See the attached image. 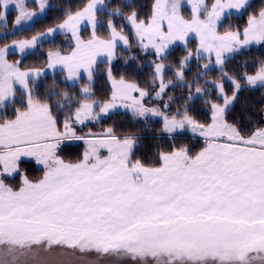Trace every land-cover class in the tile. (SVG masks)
<instances>
[{"label":"rangeland","instance_id":"obj_1","mask_svg":"<svg viewBox=\"0 0 264 264\" xmlns=\"http://www.w3.org/2000/svg\"><path fill=\"white\" fill-rule=\"evenodd\" d=\"M249 1L154 0L147 21L127 15L124 21L142 54L154 58L156 90L144 98L145 91L107 70L111 99L85 102L73 113L72 122L83 124L118 112L140 123L159 121L163 135L188 133L202 140L205 146L195 156L184 150L163 154L158 168L139 173L143 167L137 163L132 168L122 163L136 144L124 137L115 148L120 157L109 155L118 173H100L93 166L95 150L88 142L80 166L63 170L60 143L44 140L68 126L77 132L72 124L58 132L47 109L28 99L24 112L0 125V264H264V123L248 137L239 135L223 117L233 97L213 106L206 126L168 117V83L162 81L167 69L162 58L189 41L195 43V55L208 60L205 69L220 68L235 52L261 44L264 8L244 29L218 32L224 19L241 14ZM102 2L88 0L55 27L0 49V109L16 99L14 88L26 92L27 81L42 75L62 72L70 85L81 78L91 83L98 63L111 65L117 49H129L127 37L111 25L107 37L96 35ZM48 7V0H0V22L6 26L7 15L14 13L8 31L27 29ZM57 35L71 49L51 51L43 68L20 71L5 59L29 54ZM247 79L249 87L264 84V66ZM218 94L223 96L221 90ZM24 160L35 162L43 175L16 187L7 178Z\"/></svg>","mask_w":264,"mask_h":264},{"label":"trees","instance_id":"obj_2","mask_svg":"<svg viewBox=\"0 0 264 264\" xmlns=\"http://www.w3.org/2000/svg\"><path fill=\"white\" fill-rule=\"evenodd\" d=\"M88 0H48L46 13L37 19L29 28L9 32L10 20L14 13L7 15V25L0 22V49L4 46L31 38L55 27L71 14L82 9ZM154 0H103V8L98 9L96 35L107 37V26L120 30L128 39L129 49H117L116 62L108 65L98 63L92 72V81L81 78L77 84L66 82L62 72L39 76L27 81V90L14 88L16 99L0 109V125L10 122L27 109L28 99L36 105L45 107L58 131L72 124L78 129L75 134L83 137L115 136L118 138L132 137L136 144L131 150L130 160L146 169H155L161 165V156L177 150H184L189 156H195L203 150L202 140L190 137L188 133L166 136L161 133V123H140L128 113H115L98 122L75 125L73 113L85 102L102 104L112 96V89L106 80V71L116 79L127 81L149 96L156 90V77L153 73L154 58L142 54L124 19L135 14L137 20L147 21L151 15ZM264 8V0H250L239 15H229L218 28V32L239 31L247 26L252 16ZM1 16V8H0ZM64 36L57 35L52 40L40 43L36 49L24 56L10 54L6 59L20 71L43 68L51 51L67 53L71 45L64 42ZM195 43L189 41L184 46L172 48L162 63L166 66L162 81L167 82L168 117L173 119L189 118L198 126H206L211 121L213 106L221 105L223 98L233 97L232 105L223 117L242 137L255 133L264 123V84L249 87L247 78L257 74L264 66V41L257 45L244 48L226 58L220 68L205 69L208 60L195 55ZM190 56L188 61L183 59ZM232 80H226L225 78ZM220 84L219 89L212 83ZM239 87V89H236ZM88 89L84 94L83 89ZM221 90L222 95L218 94ZM99 107V105H97ZM96 107V108H97ZM98 109V108H97ZM85 153L83 142H63L57 149V158L62 163L77 164L82 161ZM43 169L33 161H21L18 173L8 181L21 185L23 180L39 181Z\"/></svg>","mask_w":264,"mask_h":264},{"label":"crops","instance_id":"obj_3","mask_svg":"<svg viewBox=\"0 0 264 264\" xmlns=\"http://www.w3.org/2000/svg\"><path fill=\"white\" fill-rule=\"evenodd\" d=\"M5 59H6V57H5ZM256 86H258V85H256ZM251 87H255V86H251ZM133 92L135 94H138V92H141V91H138V89H133ZM140 94L144 98L147 96V94L143 93V92H141ZM144 98H143V100H144ZM117 101L121 102L118 99H117ZM33 108H35V107L33 106ZM40 110L43 112V114H45L44 110H42V109H40ZM25 120H28V118H23V121H25ZM74 124L75 125H83V122L78 123L77 121H75ZM58 132H60V131H58ZM84 139H86V138H84ZM84 139H83V136L75 134L74 132H72L71 128L68 126L60 132V136H56V137L51 138V139L48 138V139H45L44 141L49 142L50 144L56 143V145L58 143L62 144L63 142H78V141H80V142H83V144L88 142L87 144L92 148V150H95V151H93V155H92V162L95 160L93 162V166L97 167L99 169L100 173H111V172L118 173L119 172L117 169V163L114 161L115 158L112 157L113 158V160H112V158L110 159L109 155L112 154V155H116V156L120 157V155L118 154L119 152L116 151L115 148L118 146V144H120L123 141L122 139H120L118 137H114V136H100V137H95V138L87 139V140L83 141ZM9 148L18 149V147H14V146L6 147V149H9ZM87 157L88 156L86 155V158ZM110 160L114 162L113 166H109L107 164V162ZM81 162L82 161H80L77 164H74V166H80ZM122 163L127 168H132V166L139 167L138 165L133 164L131 162L129 151L127 152L126 158L124 156L122 157ZM59 166L63 170H65V168H67L68 164H63L62 162H60ZM59 171H62V170L60 169ZM144 171H146V169H144V168L137 170V172H139V173L144 172Z\"/></svg>","mask_w":264,"mask_h":264}]
</instances>
